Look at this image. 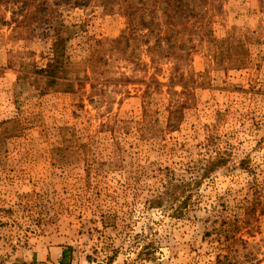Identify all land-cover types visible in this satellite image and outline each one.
Instances as JSON below:
<instances>
[{"label":"rangeland","instance_id":"rangeland-1","mask_svg":"<svg viewBox=\"0 0 264 264\" xmlns=\"http://www.w3.org/2000/svg\"><path fill=\"white\" fill-rule=\"evenodd\" d=\"M75 1H0V264H264V0H186L156 63L120 0ZM220 156L177 214L167 185Z\"/></svg>","mask_w":264,"mask_h":264},{"label":"trees","instance_id":"trees-1","mask_svg":"<svg viewBox=\"0 0 264 264\" xmlns=\"http://www.w3.org/2000/svg\"><path fill=\"white\" fill-rule=\"evenodd\" d=\"M2 1V0H0ZM69 1V0H63ZM90 2V0H76L75 4H79V6L87 5ZM122 3L121 9L124 13V15L127 17L128 20V32L131 35H139L142 34L143 37H145V42L147 44V51L148 53H151V60L153 62H157L158 58H156V54L159 53V56H167L171 58H178L182 59L184 56L181 54V52H175L173 48L176 47V44L173 40V37L171 33L168 31L172 28H175L177 25V19L178 17L184 16V20L186 23H184V26L186 27L193 19H191L190 11L191 9L188 8V2L186 0H161L163 3V9L165 14L167 15V33H166V43L168 44V49L163 50L162 52H159V49H163L164 44L162 43V39L155 37L156 39L153 44L151 36L157 34L160 36L159 33H157L156 29L158 27L157 20H156V7L157 4L153 7L154 9L149 10L146 8L147 2L146 0H120ZM195 10V9H194ZM193 10V12H194ZM206 15L200 14L198 21H204ZM162 28H159V31H161ZM147 31V32H145ZM130 36H126V34L120 35L115 38L116 43H122L123 39L130 38ZM63 43V40H59L55 43V56L52 62L48 64L46 68H41L38 70V73L43 74L44 77H49L51 79L58 78L60 71L66 66V62L64 59L63 50L64 48L61 47ZM166 51V52H165ZM99 59L100 56H98ZM180 67L179 65L176 66L174 73L176 71H179ZM192 78L194 79V76L192 74ZM189 77L186 75V72L182 70L179 72V74H173L171 75V83L172 86H174L177 83H181L184 88H187V84L189 83ZM147 86H149L147 84ZM226 159V158H225ZM226 161L224 158L217 157L215 159H212L208 165L204 168L201 176L198 180H192L187 181L186 178L181 179H174L171 180L170 184L167 185L165 194L163 195V199H166L165 201L169 200V197L173 200H176L179 202V206L177 208V214L183 215L184 209H187V207L190 204V201L192 199V193H188V191H191L193 187L199 186L202 182L203 178L208 177L213 171L217 170L220 166L224 165ZM242 167L246 169L252 170L253 168L250 166V164L245 165V160L242 161ZM261 171H264V166L260 167ZM162 199V200H163ZM153 201L152 205L155 206H162L163 201ZM248 216H251L253 214V211L251 209L248 210ZM251 219V218H248ZM70 249V248H69ZM67 248V251L65 252L63 259L61 261V264H67L68 258H69V250Z\"/></svg>","mask_w":264,"mask_h":264},{"label":"crops","instance_id":"crops-1","mask_svg":"<svg viewBox=\"0 0 264 264\" xmlns=\"http://www.w3.org/2000/svg\"><path fill=\"white\" fill-rule=\"evenodd\" d=\"M67 246L57 245H46L39 252V259H41V264H53V263H61L65 252L67 251ZM33 264H37L34 262Z\"/></svg>","mask_w":264,"mask_h":264}]
</instances>
